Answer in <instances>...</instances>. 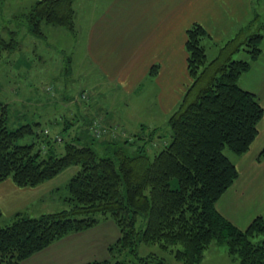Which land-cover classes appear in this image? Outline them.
Segmentation results:
<instances>
[{
    "label": "trees",
    "instance_id": "1",
    "mask_svg": "<svg viewBox=\"0 0 264 264\" xmlns=\"http://www.w3.org/2000/svg\"><path fill=\"white\" fill-rule=\"evenodd\" d=\"M74 1L39 0L6 25L5 0H0V24L4 25L0 31L8 30L13 37L7 44L0 32V47L18 46L17 32L11 30L14 22L37 36H43L44 25L73 30ZM261 17L256 14L211 61L203 44L209 35L206 29L197 23L187 29L190 84L169 118L170 140H160L158 145V129L142 125L143 134L131 139L104 140L101 146L106 149L101 155L96 148L100 139L91 134V123L84 136L71 135L58 155L52 145L61 142L58 136L40 130L39 123L10 129L8 105L0 101V183L12 179L20 187H34L69 167L79 168L67 183L64 209L39 217L17 214L12 223L0 225V264H22L55 241L103 219H112L120 230L118 241L110 247L111 259L126 251L137 255L145 243L159 245L182 264H199L205 251L217 243L226 246L229 256L240 264H264V215L241 229L217 208L239 177L226 148L236 156L247 153L264 117L258 97L239 83L251 70V61L263 52ZM242 49L251 61L233 59ZM26 136L35 139L19 144ZM162 146L150 155L149 150Z\"/></svg>",
    "mask_w": 264,
    "mask_h": 264
},
{
    "label": "rangeland",
    "instance_id": "2",
    "mask_svg": "<svg viewBox=\"0 0 264 264\" xmlns=\"http://www.w3.org/2000/svg\"><path fill=\"white\" fill-rule=\"evenodd\" d=\"M172 2L174 6L178 5L174 0ZM247 5L245 4V10ZM10 6L11 9L5 13L7 17L5 18V14H2L6 25H8L7 20L13 18L11 13L15 12L13 0H11ZM200 6L201 4H198L199 12ZM261 11L264 9L261 8ZM256 14L261 13L258 3L253 2L251 4V16L246 18L248 22L244 20L235 30H230V32L226 30L229 31L232 25L228 26V29L225 28V32L220 36L210 37L208 35L203 40L208 60L211 61L219 56L221 48L237 35L240 27L248 25L251 21L249 19H253ZM13 24L11 30L17 32L18 46L0 47V101L10 105H21V100L24 97L28 98L36 89L38 105L36 112L31 109L23 116L18 107L12 106L8 122L10 129H15L28 122L39 123L38 128L40 130H47L51 136L56 135L61 141L52 143L57 148L58 155L62 154H60L61 150L64 152V147L70 141L71 135L82 134L84 136L91 123L93 124V129L90 128L91 134L100 139L96 148L101 155L105 154L106 147L101 146L104 140H108L107 138L114 140L131 139L134 135L143 134L142 125L151 130L153 128L158 129L156 134L158 140L155 142L157 145L160 140H170L169 118L175 109L173 107L177 98L181 99L190 82H177L175 79L174 81H166L163 79L164 76L159 79L147 75L140 77L138 82L130 84L128 90V86L118 82L117 73L110 72L109 76L104 74L105 69H110V63L114 61H106L109 53L106 52L104 46L97 50L90 49L89 36L84 33L87 26L84 24L80 33H75L62 26L44 25L43 36L30 34L24 24L16 25L19 22ZM19 26L21 27L18 28ZM0 32L7 44L12 41L13 37L8 30L1 29ZM187 57L186 55V61ZM233 59L251 61L250 55L245 49L235 53ZM251 63V70L240 77L239 83L241 87L259 97L260 92L257 89H260V85L263 84L261 72L263 68L255 64L254 61ZM7 72L10 73L7 74ZM19 72L21 75L18 74ZM131 77L138 80L136 76L131 75ZM15 81H17V85ZM168 101L170 102L168 103ZM68 126L72 127L68 130L66 129ZM60 132L62 134H59ZM44 134L47 133L44 132ZM34 139L33 136H26L18 143L27 144ZM41 147L43 150L47 149L45 145ZM135 147L132 148V151H135ZM163 147L149 150L150 155L153 156L154 152H159ZM225 154L231 161L236 160V155L227 148ZM73 170L69 169L66 173L64 172L62 175L60 173L57 176H60L59 178L65 183L72 178ZM66 186L67 183L55 191L54 202L57 211L63 209L62 205L58 203L59 199L65 205L63 199L67 197L65 195H68ZM107 220L114 222L112 219H103L100 223L104 224ZM103 226L97 229L98 234L104 233L109 228L108 235L112 231L109 223ZM113 230H118L115 224ZM117 241L109 245L107 258L94 260L87 264L108 260V264H182L169 251H163L159 245L145 243L140 244L137 255L126 251L111 259L110 247ZM199 264H240V262L229 256L226 246L213 243L205 251L204 258Z\"/></svg>",
    "mask_w": 264,
    "mask_h": 264
},
{
    "label": "crops",
    "instance_id": "3",
    "mask_svg": "<svg viewBox=\"0 0 264 264\" xmlns=\"http://www.w3.org/2000/svg\"><path fill=\"white\" fill-rule=\"evenodd\" d=\"M13 1L15 12L11 14L14 18L27 13L39 0ZM174 1L177 6H174L172 0H75L74 29L71 31L80 33L83 24L87 26L84 33L89 36L90 49L97 50L104 46L109 53L106 61H114L110 63V69H105L104 74L109 76L110 72L117 73L118 82L124 83L129 90L130 84L147 75L159 79L164 76L163 79L166 81L175 79L177 82H190L185 42L186 31L191 25L195 23L202 25L210 37L220 36L228 26L232 25L229 31L226 30L230 32L244 20L247 21L246 18H250L253 2L258 3L261 16L264 17V11H261V8L264 9V0ZM10 4L11 0H5L3 14L11 9ZM198 4H201L200 12ZM245 4H248L246 10ZM262 50L261 56L254 62L263 68L261 70L263 84L257 89L260 92L259 97L254 94L264 106V43ZM154 68L156 72L153 71ZM18 74L21 75L20 72ZM131 75L136 76L138 80H134ZM15 84L17 85V81ZM31 94L28 98L20 99L21 105L5 103L8 105V112L10 113L12 106L18 107L22 116L31 109L36 112L38 92L35 89ZM179 101L180 98H177L173 109ZM263 150L264 117L259 124V134L250 150L243 155L235 156L236 160H233L239 170L237 181L217 203L222 215L241 229L247 228L256 217L264 215V156H261ZM69 169H74L72 173L75 175L79 168L69 167L60 175ZM59 177L34 187H20L12 179L2 181L0 225L12 223L17 214L39 217L57 212L54 202L55 191L69 181L64 183ZM58 203L65 208L60 199ZM106 223H109L112 231L107 235L109 229L107 228L104 233L98 234L97 229L104 227ZM113 223L115 224L107 220L104 224L100 223L87 231L68 235L25 259L22 264H87L105 259L106 255L108 256L109 245L120 236L116 224L118 230H113Z\"/></svg>",
    "mask_w": 264,
    "mask_h": 264
}]
</instances>
